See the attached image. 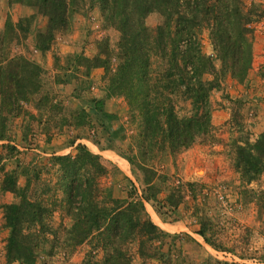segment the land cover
<instances>
[{"label": "rangeland", "instance_id": "rangeland-1", "mask_svg": "<svg viewBox=\"0 0 264 264\" xmlns=\"http://www.w3.org/2000/svg\"><path fill=\"white\" fill-rule=\"evenodd\" d=\"M243 1L262 10L251 23L245 80L222 73L213 59L219 87L208 96L211 129L171 154L161 138L143 129L136 104L130 106L120 89L109 85L107 77L120 64V33L102 19L95 2L74 0L66 25L46 32L47 18L35 6L0 0V183L3 172L13 170L17 187L45 209L35 264H93L101 256L100 248H93L95 235L79 244L67 241L72 220L62 192L64 169L54 156L74 157L77 144L100 156L103 172L82 165L75 176L99 182L101 195L108 188L113 198H127L131 189L138 196L142 165L152 171L158 202H144V209L163 232L151 243L162 253L138 259L132 241L128 264H264V168L245 182L233 165L232 141L251 143L264 132V0ZM160 22L154 12L144 18L149 30ZM198 37L201 51L213 58L207 29ZM154 52L148 71L153 83L162 72ZM169 88L173 112L187 116L189 100L180 88ZM142 146L149 148L146 162ZM15 201L0 189V264L9 232L3 204ZM199 228L217 248L203 241Z\"/></svg>", "mask_w": 264, "mask_h": 264}, {"label": "trees", "instance_id": "trees-1", "mask_svg": "<svg viewBox=\"0 0 264 264\" xmlns=\"http://www.w3.org/2000/svg\"><path fill=\"white\" fill-rule=\"evenodd\" d=\"M15 1L35 6L47 18L46 32H50L66 25L74 0ZM89 1L97 4L102 19L120 33L117 54L120 64L107 80L113 91L120 89L130 106L136 104L143 129L152 131L151 137L154 134L161 138L158 142L166 143L171 154L186 148L198 136L208 134L211 129L208 96L212 89L219 87L213 59L219 61L222 73L243 82L251 62V23L261 16L262 10H257L253 2L246 5L243 0ZM152 12L159 15L161 22L149 30L144 25V18ZM203 29H207L213 58L201 51L198 35ZM153 50L162 62V72L157 74L159 78L154 83L149 80L148 72ZM204 75L213 77L205 78ZM169 87L180 88L182 97L189 100L187 116L178 117L173 112ZM128 88L134 93L130 94ZM232 144L234 168L243 181L249 182L264 168V132L251 143L240 144L233 140ZM76 149L78 152L72 158L54 156V161L64 169L62 192L72 220L67 241L79 244L95 235L93 248L99 247L101 256L93 264H128L131 256L127 245L132 241H136L134 255L138 259L160 256L162 252L151 243L163 232L144 209V202H158V190L151 182L152 171L142 165V188L138 196L132 194L131 189L127 198H113L108 188L101 195L99 182L92 185L87 177L75 176L77 167L82 165L93 167L99 174L103 172L100 156L90 153L81 144H77ZM148 149L142 146L145 162ZM30 175L37 177L35 172ZM1 179L0 189L16 198L15 202L3 204L5 226L9 228L4 264L14 260L19 264H35L42 252L44 239L39 232L43 229L45 209L39 200L34 201L25 194V188L22 191L17 187L13 170L3 172ZM29 181L28 176L26 182L29 184ZM92 187L93 194L90 192ZM36 224L39 226L37 231ZM22 227L29 231L23 232ZM196 233L207 244L218 247L205 236L203 228ZM142 236L147 239L145 242H142Z\"/></svg>", "mask_w": 264, "mask_h": 264}]
</instances>
